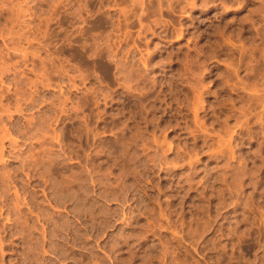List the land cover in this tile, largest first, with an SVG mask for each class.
<instances>
[{
    "label": "rangeland",
    "instance_id": "374dc122",
    "mask_svg": "<svg viewBox=\"0 0 264 264\" xmlns=\"http://www.w3.org/2000/svg\"><path fill=\"white\" fill-rule=\"evenodd\" d=\"M0 264H264V0H0Z\"/></svg>",
    "mask_w": 264,
    "mask_h": 264
}]
</instances>
